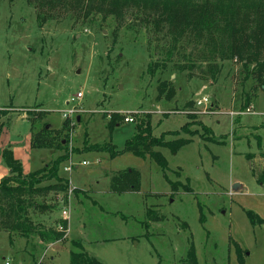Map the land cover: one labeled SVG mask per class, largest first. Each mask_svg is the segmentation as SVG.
<instances>
[{
	"label": "rangeland",
	"instance_id": "1",
	"mask_svg": "<svg viewBox=\"0 0 264 264\" xmlns=\"http://www.w3.org/2000/svg\"><path fill=\"white\" fill-rule=\"evenodd\" d=\"M114 33L112 16L39 24L27 0H0V109L6 111L0 179L9 173L2 158L8 147L23 173L57 160L58 176L67 182L66 190L39 196L47 207L32 213L45 228L65 218L63 238L48 242L0 229V264H69L74 241L104 264H178L191 241L197 264H239L238 249L243 264H264V180H258L264 175V87L236 59L222 61L216 81L205 73V60L202 75L168 68L152 76L147 32ZM157 77L174 83L170 100L156 98ZM78 91L82 96L71 100ZM188 101L191 110L184 108ZM69 107L75 112L65 128ZM247 107L251 113L241 112ZM125 113L133 121H124ZM112 114L120 117L110 131ZM147 115L153 134L178 130L165 137L189 140L176 151L154 147L165 168L129 151L111 157L92 149L107 142L123 149ZM45 123L60 146L30 145L31 133ZM131 168L139 172V188L112 191L110 176ZM154 213L162 219L149 218Z\"/></svg>",
	"mask_w": 264,
	"mask_h": 264
},
{
	"label": "trees",
	"instance_id": "2",
	"mask_svg": "<svg viewBox=\"0 0 264 264\" xmlns=\"http://www.w3.org/2000/svg\"><path fill=\"white\" fill-rule=\"evenodd\" d=\"M27 2L35 8L39 24L48 18L65 16H72L81 22L91 21L99 15L101 19L108 16L115 19V33L119 28L135 32L146 31L151 57L147 63V71L152 76L155 73L163 74L168 68L176 73L189 70L188 77L192 76L194 69H198L202 75L204 70L200 63L205 60V73L212 81H216L222 61L236 59L241 62L247 77L264 87V0H27ZM188 45L191 49L185 52ZM174 57L180 59L183 57L184 61H179V58L174 60ZM156 80V98L170 100L175 95L174 83L159 77ZM192 106V101L184 104L185 109L191 110ZM5 113L4 109H0V128L1 115ZM192 113L186 111V116L194 117L195 114ZM118 116V114L110 116L107 123L110 131L115 117L117 119ZM69 123V118L65 117L63 127L66 128ZM186 125L187 122L181 128L184 129ZM201 126L209 133L212 132L209 126L205 124ZM134 127L132 135L124 141L123 149L115 150L110 142L102 146L92 144L94 147L92 149L108 151L111 157L129 151L143 158L149 157L165 168L166 158L154 147L167 146L171 151H176L189 141L165 137L178 134V130L162 132L160 135L153 134L148 115L147 118L136 122ZM53 138L54 135L50 133L45 123L31 133L30 145L60 146L59 142L56 144L52 141ZM2 158L9 173L0 179V229L23 237L35 235L48 242L61 240L67 228L65 218H60L47 228L32 218V213L46 206L37 200L39 196L46 195L51 190L67 189L66 179L58 176V161L55 160L50 166L23 173L20 161L14 157L10 148L2 149ZM262 175L258 177L261 182L264 180ZM52 178L57 182L40 185L42 181ZM110 188L114 192L137 190L139 172L133 168L117 171L110 176ZM248 214L254 219L251 211H248ZM162 217L163 215L156 213L149 216L152 219ZM255 217L260 221V218L256 215ZM74 243L69 250V264H104L80 247V243L77 241ZM237 254L239 264H243L239 249ZM177 262L197 264L192 241Z\"/></svg>",
	"mask_w": 264,
	"mask_h": 264
},
{
	"label": "built area",
	"instance_id": "3",
	"mask_svg": "<svg viewBox=\"0 0 264 264\" xmlns=\"http://www.w3.org/2000/svg\"><path fill=\"white\" fill-rule=\"evenodd\" d=\"M81 96H82V92H79V91H78V92L74 95V97L71 98V100H74L75 98H78V97H81ZM197 103L200 104V103H202V101H198ZM74 112H75V109H74L73 107H69V108L66 109L65 112H63V116H64V118H65V117L70 118V116H71ZM241 112H244V113H251L252 111L250 110V107H247V108H245V109H244L243 111H241ZM124 121H126V122H131V121H133V116H132L130 113H129V114L125 113V115H124ZM82 163L85 164V163H87V161L83 160Z\"/></svg>",
	"mask_w": 264,
	"mask_h": 264
}]
</instances>
